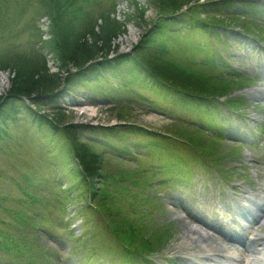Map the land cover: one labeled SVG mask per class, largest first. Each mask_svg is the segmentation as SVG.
<instances>
[{"label": "rangeland", "instance_id": "1", "mask_svg": "<svg viewBox=\"0 0 264 264\" xmlns=\"http://www.w3.org/2000/svg\"><path fill=\"white\" fill-rule=\"evenodd\" d=\"M24 1L26 0H0V77L5 79V85L2 90L0 89L2 91H0V99L20 91L24 95L37 96L40 93L46 94L51 90L59 89L61 80H65L66 74H69L71 69L80 64L84 65L89 60L95 61L99 57L109 55L112 51L125 53L130 45L135 48L140 39L146 38L150 28L155 26L160 13L171 14V11L180 10V7L187 6L190 1L195 2L194 0H105L116 2L115 5L112 3L115 7L111 13H98L93 16L95 18L85 17L88 19L87 23H79L77 22L79 18L76 17L77 12L80 11L78 0H29L31 3L26 4ZM88 9L91 13L97 11V9ZM205 19L210 21L215 18L207 16ZM131 32L134 33L132 36ZM172 35L174 34H168L166 38ZM160 41H163L162 38L157 39L156 43L159 44ZM171 50L176 54L177 48ZM132 52L136 53V50ZM184 53L182 51L178 55L177 61H182V58L186 57ZM152 63L159 67L170 81L178 85L188 87L195 85L199 88L205 85L204 87L211 89L207 82L199 83L186 74H180L175 70L176 67L168 62ZM123 66H126L124 62L119 71L110 68L104 72L109 74L108 72L114 71L113 77L110 78L111 83L115 81L118 72L125 71ZM180 66L186 67L183 64ZM95 85L90 84L77 92L71 91L60 95L57 100L61 104V109L49 108V105H46L49 103L48 100L40 97L35 99L37 103L41 102L38 109L35 106L32 108L37 109L38 113L42 112L54 118L57 122L68 125L85 123L89 127L95 124L102 127L113 125L119 127L127 122V124L135 123L143 129H159L162 132L177 130L170 119L153 113V109L150 108L147 110L146 107L138 106L135 109L126 106H109L104 100L92 103V100L85 99L90 94V90L86 87L90 89ZM132 88L138 93L143 91L146 96L148 95L135 85ZM21 124L20 128L12 127L7 130L6 135L2 134L0 139V232L13 239L20 236L18 231L15 232L14 215L18 214L19 205L26 198L20 190L25 187L28 172L35 167L33 162L40 163V159H37L31 147L26 144L31 138L30 131L24 129L23 122ZM80 131L83 132V136H78V142L84 146L82 150L85 153V160L90 169L100 174L95 178L96 183H99L98 180L102 181L101 177H103L107 179L109 185H117L118 180L128 173L127 169L120 165L118 159H110L106 153L102 156L98 155V153L103 154L102 149L97 148L98 142L96 139L92 140V137H99V133L91 134L85 129ZM182 151L184 150L179 148V152ZM83 205L79 201L76 202V206ZM91 221H94L96 226L101 223L95 218H91ZM178 223L185 230L190 228L181 220ZM59 233L65 236L64 232L59 231ZM42 236H44L43 230H36L32 240L29 241L30 245L34 249L39 246L48 254L51 250L56 252L61 260L53 262L54 264L77 263L81 259L80 254L73 251L75 246L71 241L70 251L74 257L66 261L68 253L58 243L53 244L49 238L45 239ZM179 240V238L175 240L178 241L176 244L171 243L176 246H172L170 250L177 248L181 242ZM8 258L7 253L0 252V264H6L10 261Z\"/></svg>", "mask_w": 264, "mask_h": 264}, {"label": "trees", "instance_id": "2", "mask_svg": "<svg viewBox=\"0 0 264 264\" xmlns=\"http://www.w3.org/2000/svg\"><path fill=\"white\" fill-rule=\"evenodd\" d=\"M141 46V49L142 50H149V46L146 44V43H144V42H142V44L140 45ZM146 46V47H145ZM132 59V58H131ZM141 59H142V61H143V63L145 64V66H147V68H149L150 69V71H154L155 72V74L157 73V74H161L162 76H164L166 79H168V80H170L163 72H161L160 70V68L159 67H157V66H155L154 65V63H152V62H155V63H157L158 64V62H162V61H165V62H167L166 60H165V57H163L162 55H160L157 51H155V47L153 46L151 49H150V51H148V52H146V55H144V54H141ZM137 60H138V58H137ZM136 60V61H137ZM134 61V59H132L131 60V62H133ZM169 63V62H168ZM170 64V63H169ZM175 66V65H174ZM176 67V66H175ZM176 71H178L177 70V68L175 69ZM179 72V71H178ZM180 73V72H179ZM180 74H186V73H180ZM187 76H189V77H191V78H194L197 82H199V83H204V82H206V80L204 79H201L200 78V76L199 75H197V74H193V75H190V74H186ZM72 84L74 85V86H76L77 84H78V82H72ZM205 86V85H204ZM204 86H202V88H199L198 86V91H201L202 89H204V91H202L203 93L206 91V90H208L207 92H208V94H212V93H210V92H215V90H216V85L214 84V85H209L210 87H211V89H208L207 87H204ZM193 87V86H192ZM195 90V89H194ZM195 91H197V90H195ZM219 91H224V90H219ZM218 93H220V92H218ZM20 94H23L24 95V93H22V91H20V92H18V93H14V94H12V95H20ZM220 94H222V93H220ZM16 115H19L18 113H16ZM71 142H72V146L74 147V149H75V151H76V153H77V159H78V161L82 164V166H84V171H85V173H87V177L89 178V177H91V176H93V175H95V171L93 170V169H90L89 168V164H88V162L85 160V157H84V155H85V153L83 152V147L84 146H78L77 145V142H75V137H73L71 140H70ZM78 146V147H77ZM90 179V178H89ZM27 180H29V178L27 179ZM23 191H24V194L26 195V196H28V198H33L34 199V197H35V199L34 200H37L38 199V197L37 196H33L32 195V193H30V192H27V190H24L23 189Z\"/></svg>", "mask_w": 264, "mask_h": 264}, {"label": "bare ground", "instance_id": "3", "mask_svg": "<svg viewBox=\"0 0 264 264\" xmlns=\"http://www.w3.org/2000/svg\"><path fill=\"white\" fill-rule=\"evenodd\" d=\"M132 30H133V29H132ZM132 34H134V33L131 32V36H132ZM129 40H131V39L129 38ZM127 43H129V42H127ZM4 76H5V75H4ZM4 81H5V79H3V78L0 77V86H1L0 89H1V90L3 89L2 87H4V85H5V84H4ZM7 82H8V81H7ZM1 90H0V91H1ZM1 92H2V91H1Z\"/></svg>", "mask_w": 264, "mask_h": 264}]
</instances>
